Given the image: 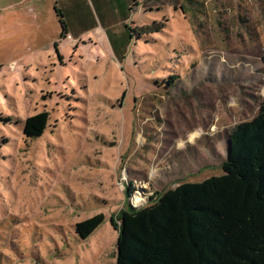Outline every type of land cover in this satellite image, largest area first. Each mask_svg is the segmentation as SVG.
<instances>
[{"label":"rangeland","instance_id":"374dc122","mask_svg":"<svg viewBox=\"0 0 264 264\" xmlns=\"http://www.w3.org/2000/svg\"><path fill=\"white\" fill-rule=\"evenodd\" d=\"M50 1L38 24L0 12V264H114L126 202L222 173L230 131L256 115L264 0H141L149 15L137 0ZM148 17L161 31L131 36ZM41 111L43 135L25 139Z\"/></svg>","mask_w":264,"mask_h":264},{"label":"trees","instance_id":"16d2710c","mask_svg":"<svg viewBox=\"0 0 264 264\" xmlns=\"http://www.w3.org/2000/svg\"><path fill=\"white\" fill-rule=\"evenodd\" d=\"M54 11L62 37L66 23L60 9ZM163 27L152 20L132 27L131 36L145 39ZM48 122V111L28 116L22 135L41 137ZM221 168L218 175L152 193L144 205L126 202L111 219L117 230L114 264H264V97L256 115L230 131ZM103 221L102 213L91 215L76 222L75 233L86 239Z\"/></svg>","mask_w":264,"mask_h":264},{"label":"crops","instance_id":"0c3cea01","mask_svg":"<svg viewBox=\"0 0 264 264\" xmlns=\"http://www.w3.org/2000/svg\"><path fill=\"white\" fill-rule=\"evenodd\" d=\"M140 2L142 1L137 0L135 5L141 7V9L144 11L142 13H145V15L146 14L149 15L148 11H146L145 8L144 9L142 8V4ZM50 3H51L50 0H0V12L10 13L11 9L18 8L19 11H21V13L25 12L27 14L28 19H32V21L38 24L40 23L39 16L41 15V9H43L47 5H50ZM134 3H135V0H133V4ZM55 7L56 6H54V8ZM160 9H161L160 5L156 6V11H160ZM75 16H76L75 20L78 23L83 19V16H81V13L75 14ZM148 18L149 20L151 19L150 17ZM139 23L140 21L138 22V24Z\"/></svg>","mask_w":264,"mask_h":264},{"label":"bare ground","instance_id":"6f19581e","mask_svg":"<svg viewBox=\"0 0 264 264\" xmlns=\"http://www.w3.org/2000/svg\"><path fill=\"white\" fill-rule=\"evenodd\" d=\"M138 199H139V198L137 197V199L135 198V200H134V201H136V202H137V201H138Z\"/></svg>","mask_w":264,"mask_h":264}]
</instances>
